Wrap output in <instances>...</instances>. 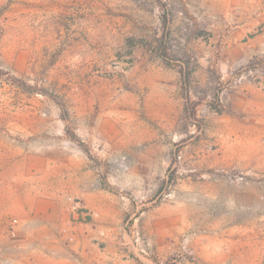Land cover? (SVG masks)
<instances>
[{"label": "rangeland", "instance_id": "374dc122", "mask_svg": "<svg viewBox=\"0 0 264 264\" xmlns=\"http://www.w3.org/2000/svg\"><path fill=\"white\" fill-rule=\"evenodd\" d=\"M0 264H264V0H0Z\"/></svg>", "mask_w": 264, "mask_h": 264}]
</instances>
